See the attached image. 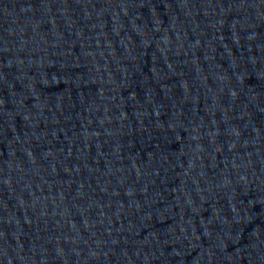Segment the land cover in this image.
Returning a JSON list of instances; mask_svg holds the SVG:
<instances>
[{
	"label": "water",
	"instance_id": "water-1",
	"mask_svg": "<svg viewBox=\"0 0 264 264\" xmlns=\"http://www.w3.org/2000/svg\"><path fill=\"white\" fill-rule=\"evenodd\" d=\"M0 264H264V0H0Z\"/></svg>",
	"mask_w": 264,
	"mask_h": 264
}]
</instances>
